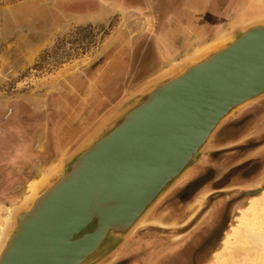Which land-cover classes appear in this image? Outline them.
<instances>
[{"label": "rangeland", "instance_id": "obj_1", "mask_svg": "<svg viewBox=\"0 0 264 264\" xmlns=\"http://www.w3.org/2000/svg\"><path fill=\"white\" fill-rule=\"evenodd\" d=\"M153 6L169 17L167 0H0V229L31 182L105 113L216 37L172 56L144 51L167 23ZM263 189L264 97L224 123L190 173L100 264H264V224L228 245Z\"/></svg>", "mask_w": 264, "mask_h": 264}, {"label": "water", "instance_id": "obj_2", "mask_svg": "<svg viewBox=\"0 0 264 264\" xmlns=\"http://www.w3.org/2000/svg\"><path fill=\"white\" fill-rule=\"evenodd\" d=\"M263 97L264 23L244 24L179 75L144 82L64 154L14 226L6 251L18 244L21 254L0 264H100L190 173L224 123Z\"/></svg>", "mask_w": 264, "mask_h": 264}, {"label": "crops", "instance_id": "obj_3", "mask_svg": "<svg viewBox=\"0 0 264 264\" xmlns=\"http://www.w3.org/2000/svg\"><path fill=\"white\" fill-rule=\"evenodd\" d=\"M167 1L171 4V12L168 14L169 17H166L167 23H160L157 26V36L152 37L153 45H148V40L142 48L144 51L151 48L156 54L155 46L158 40L163 47L159 49L164 50L159 56H172L176 50L181 49L182 45H189L194 41L200 44L216 36L224 27H235L237 32L241 28L240 24H244L255 14L264 15V0H244L245 4L244 2L241 4L242 0ZM254 6L255 9L251 8ZM165 11L166 9H158L155 15L161 18L165 15Z\"/></svg>", "mask_w": 264, "mask_h": 264}, {"label": "bare ground", "instance_id": "obj_4", "mask_svg": "<svg viewBox=\"0 0 264 264\" xmlns=\"http://www.w3.org/2000/svg\"><path fill=\"white\" fill-rule=\"evenodd\" d=\"M251 8L255 9L256 6L251 7ZM251 13H253V11ZM261 23H264V16L255 14L252 18L245 21V26H247L249 24H261ZM226 30L220 31L216 35V37L214 39H212V41H209L205 46L198 47V48H196V50H193L189 53H186L184 58H182L181 60L176 61L173 64L169 65L167 68L161 69L158 72H156L155 74L149 76L147 78L148 80L146 82H149V81L151 82L153 80H157L161 77H165L168 75H170V76L174 75V74L179 75L182 71H184L188 67H191L194 64L196 65V64H199L200 62L208 60L210 58V56L212 54H214L215 52H217L218 49H220V47L223 46L227 42V40L233 35L230 33V31H226ZM237 106H239V105H237ZM228 114L226 116H228ZM61 165L62 164L58 163V164L51 166L50 169L48 168L49 171L46 172L42 178H40L35 183L31 182L29 196L25 200H23L22 202L18 203L17 206H15V208L18 207L21 210L20 213L19 212L17 214L14 213L15 208L14 209L12 208L13 210H11V211L9 210L10 212H9V215L6 216L5 224L3 223L4 227H3V225L1 226V229L3 231L1 233L2 235L0 236V257L1 256L3 257V255L5 254L4 255L5 260H7V259L14 260V259H17L19 257V255L21 254V246L18 244L12 245V247L8 251H6V249H8V246L10 244L9 243L10 240H13L12 239L13 238L12 232L14 230V226H16L19 223V220H21L22 217H26L29 214L30 211L28 212V210L32 209L31 206H29V205L31 203H33L34 200L36 199V195L38 194L39 190L41 189L42 184H46L49 180V177L52 174H54L55 172H57L61 168ZM248 209L252 213V218H249L248 215H245V216L241 217L242 219L240 220V222L237 226L235 225L234 227L231 228V233H232L231 236H233V237L229 238V240H228L229 243L227 242L229 247L234 246L236 240H239L240 238L244 237L248 233V230L252 226H255L258 224H260V226H261L264 224V189L261 192V194L251 197ZM25 213L27 214L26 216H25ZM142 222L145 223L146 221L143 220ZM153 222L157 223V221H153ZM261 228L264 229V227H261ZM262 233H264V230ZM233 248H231V249H233ZM5 252H7V253H5Z\"/></svg>", "mask_w": 264, "mask_h": 264}, {"label": "flooded vegetation", "instance_id": "obj_5", "mask_svg": "<svg viewBox=\"0 0 264 264\" xmlns=\"http://www.w3.org/2000/svg\"><path fill=\"white\" fill-rule=\"evenodd\" d=\"M166 9V8H165ZM153 10H154V14H155V6H153ZM165 19H166V14H165V17H164ZM161 44V43H160ZM160 47H162V45H160ZM162 49H163V47H162ZM162 49H160L161 51L160 52H163L164 50H162ZM155 54V53H154ZM159 55V53L158 54H155V56H158ZM168 56H171V55H168ZM163 57H166V56H163ZM24 154V153H23ZM27 155V154H26ZM22 157H23V155H22ZM152 264H160L159 262H156V263H154V262H152ZM167 264H171V260H169V262L167 263Z\"/></svg>", "mask_w": 264, "mask_h": 264}]
</instances>
